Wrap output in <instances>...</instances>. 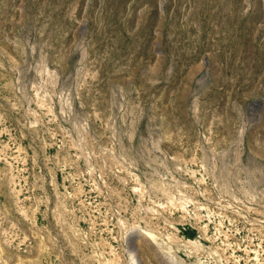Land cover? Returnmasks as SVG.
<instances>
[{
	"label": "rangeland",
	"instance_id": "rangeland-1",
	"mask_svg": "<svg viewBox=\"0 0 264 264\" xmlns=\"http://www.w3.org/2000/svg\"><path fill=\"white\" fill-rule=\"evenodd\" d=\"M0 264H264V0H0Z\"/></svg>",
	"mask_w": 264,
	"mask_h": 264
}]
</instances>
